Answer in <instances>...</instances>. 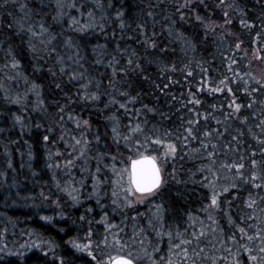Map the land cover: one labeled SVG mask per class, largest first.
I'll return each instance as SVG.
<instances>
[{
  "label": "trees",
  "instance_id": "1",
  "mask_svg": "<svg viewBox=\"0 0 264 264\" xmlns=\"http://www.w3.org/2000/svg\"><path fill=\"white\" fill-rule=\"evenodd\" d=\"M184 2L0 0V240L6 236L11 248L14 238L32 232L42 244L24 256L0 251V264H109L102 259L113 244L137 264H252L249 255L258 253L238 250L225 240L236 231L229 217L243 226L249 215L255 216L247 221L254 225L248 231L264 229V190L234 177L221 164L243 156L245 179L248 172L264 168V145L258 142L264 139V83L256 75V69L264 70V0H226L231 8L219 0H188V8L177 12L176 6ZM225 11L231 23H225ZM242 18L255 27L245 28ZM213 22L215 31H208L205 25ZM21 24L37 37L20 31ZM41 24L51 42L34 55L29 40L38 50L42 47ZM50 48L56 52L49 55ZM73 75L78 78L70 79ZM221 80L228 81L232 92L210 90L223 88ZM33 85L39 86V95ZM88 92L99 99L85 102ZM191 99L200 104L194 106ZM233 99L242 108L229 117ZM191 119L200 121L199 138L177 140ZM137 125L141 131L133 130ZM205 132L211 133L209 139ZM72 137L87 142V150L82 143L73 152ZM209 140L216 145L214 166L202 146L209 145L211 151ZM169 143L179 145L175 158L165 155ZM68 151L80 166H91L107 182L123 162L153 156L164 174L163 185L133 209L108 203L104 208L94 201L76 207L65 184L77 179L78 170L57 168ZM80 151H85L83 157ZM209 167L218 169L215 175ZM205 176L220 188L238 185L220 197L223 212L213 213L217 223L204 211L211 196ZM250 194L257 200L255 209L247 207ZM201 230L205 235L194 239L192 233ZM185 239L192 243L177 248ZM80 240L87 243L84 252L75 248ZM182 248L188 249V259Z\"/></svg>",
  "mask_w": 264,
  "mask_h": 264
},
{
  "label": "snow or ice",
  "instance_id": "2",
  "mask_svg": "<svg viewBox=\"0 0 264 264\" xmlns=\"http://www.w3.org/2000/svg\"><path fill=\"white\" fill-rule=\"evenodd\" d=\"M219 3L222 5H226L227 8H231L232 5L231 4H227L226 0H219ZM188 0H185V2L183 4H178L176 6V11L179 12L182 8H188ZM23 7V5L21 6ZM224 16L226 18L225 23H231V16L229 14L228 11L224 12ZM183 18V16L181 17ZM198 21H200L201 24H204V21L198 16L196 18ZM241 24L248 29H251L253 27H255L254 24L248 23L246 20H244L243 18L241 19ZM261 24L264 25V20L261 21ZM123 27V25H122ZM205 27L207 28L208 31H215V28L217 27V25H215V23L213 22L210 25H205ZM40 33H39V37L40 39V44H41V48L38 50L36 47V44L32 43V40H29V44L31 45V50L33 51L34 55L38 54V51H43L44 48H47L48 45L50 44V40L45 39V33L47 31V29L45 28V26L43 24L40 25ZM20 31H29L31 32V35L33 37H37V32L35 30H33L32 28H28L25 29L24 25L21 24L20 25ZM51 39H55V37H52ZM149 40H151V38H146L143 42H142V46L143 44H148ZM151 46L153 48L157 47L155 41H152ZM235 47L237 49L240 48V44L237 43L235 45ZM162 48V46H161ZM163 51H166V49H162ZM53 52H56L55 48H50L49 49V55H51ZM58 54V53H57ZM133 55H135V53H133ZM63 57H60V62H63ZM71 59V58H70ZM134 63V61L131 59V57L128 59V64L132 65ZM137 67H139V65H136ZM13 67H16V62H13ZM175 67L172 68V71H175ZM65 69L61 68V72H64ZM188 75L191 76L192 73L188 72ZM78 77H76L75 75L71 76L70 79H77ZM148 77L146 76L145 79H147ZM221 85H224L223 88L221 87H215V88H211V91H224L225 88L227 89V91L232 92L231 88H228V81L226 80H221L220 81ZM57 88H61V84L60 83H56L55 85ZM161 87H167V85H162ZM33 90L37 92V95H39V86L38 85H33ZM122 95H126V93H122ZM71 97H68V100H71ZM98 100L99 96L92 94L90 92L86 93L83 96V100L85 102H87L88 100ZM131 102V101H130ZM189 103L193 104L194 106L197 104H200V100L199 99H191L188 101ZM112 103L115 104L117 103V101L115 99L112 100ZM234 106V107H233ZM59 107V105H58ZM120 108L125 109V111H127V105L121 103L119 105ZM230 108H232V111L228 113L229 117L240 113L242 105L239 103L235 102V99L232 100V103L229 105ZM247 107H252L251 104H248ZM71 111V109H69V112ZM65 112V108L64 107H60V113L63 114ZM197 116H199V111L197 110ZM59 119L62 121L64 119L63 115L59 116ZM68 119L71 120L72 116L69 115ZM205 119H207V117H205ZM244 122H247V118L245 117ZM84 125L88 124V121L85 120L83 121ZM200 123L199 120L197 119H191L188 120L187 122V126L184 128V132L180 133L177 135V140H184V141H191L193 139H198L200 136V132L202 131L201 128L197 127L196 125H198ZM219 123V121H218ZM261 125L264 126V121L261 122ZM76 126L79 128L81 125L79 123V121H77ZM134 131H141V129L139 128V125H137L134 129ZM113 133H117L118 129L117 127H113L112 129ZM205 139H209L211 136V133L205 132ZM217 136L221 135V133H219V131H217L216 133ZM49 136L47 134H45L43 136V140L45 142L49 141ZM73 140H75V143L72 144L71 142L69 143V147L72 148L73 152L77 151V146L81 145L82 143L84 144V148L85 151L87 150V142L82 141L81 139H76L75 137H72ZM113 140L115 143H119L118 140H116V137H113ZM233 140L237 141V144L239 143V139L237 136H233ZM147 141L149 143H154L156 145H161L163 143V140L161 138H156V139H151V138H147ZM261 145H264V139H260L258 141ZM209 144H210V140H209ZM202 146L205 148V151H207L208 155H207V159L210 161V163L214 166L216 164V145H212L210 144L211 147V151L208 150L209 145H204L202 142ZM178 147L179 145L176 143H169L166 146V151H165V155L166 156H171L173 158L176 157L177 152H178ZM186 147V145H185ZM85 151H80L79 155L81 157L84 156ZM252 156L255 157L256 153L253 152ZM262 159H264V153H262ZM244 160L243 156H238V159L235 161H228L227 163H222L221 167L224 169H227L228 171L232 172L234 177L238 178L239 180L243 181L246 184H251L252 187L256 188V189H261L264 190V168L261 169V171L258 173L256 171H251L247 173V179H245V173L242 171L245 169V163H243L242 161ZM69 164L72 163V160L69 159L68 161ZM251 164L253 166V169L256 168L257 165V160L256 159H251ZM51 166V165H50ZM100 169L97 168V172H99ZM207 171L213 173L215 175L216 171H218V169H214V167H209L207 169ZM205 181H208V183L205 185L206 187H208L211 191V196H210V203L208 204L207 208L204 209V211H206L208 213V219L212 220L213 223H217V221L214 219V212L220 211L223 212V204H224V200H222L220 197L223 196L225 193H227L230 188H234L237 187L238 185L233 182V184H231L229 187H218L215 181L209 180V178L207 176H205ZM162 176H161V170L160 168L157 166L156 163V158L152 157V156H143L141 159L139 160H135L132 163L131 166V178H130V182H129V186L125 189V191L127 193L130 194H135V193H140L142 196L143 194L146 193H153L155 190L159 189L161 187L162 184ZM121 187H123V185H120ZM69 195H72V192H69ZM113 195L117 196L118 193L116 191H113ZM207 198V197H206ZM74 200H77L76 196H73ZM261 199H264V197H261ZM116 201L114 200L113 203H115ZM99 203V201H98ZM130 203V202H129ZM229 203H231L229 201ZM257 206V200L252 198L251 194L249 196V200L247 202V207L249 209H255V207ZM91 211V210H89ZM47 219V218H44ZM81 219H84L83 217H81ZM256 217L249 215L244 221H242L243 226H240L238 224H235L231 217H229V224H231L233 226V228L236 229V231H233L231 236L228 237L225 240V244L227 243V240L230 239L232 241V243L236 246H238V250L239 248H243L244 251L252 253V252H256L258 253L257 255H249V259L252 261V264H264V229H257L254 232H249L248 229L251 227H254V225H249L247 223L248 220H253L255 221ZM193 238L198 240L200 237H203L205 235V232L203 230H201L199 233H192ZM171 239V237H170ZM192 241L190 240H181L180 244H177L176 247L177 248H181L182 244H191ZM251 245V246H250ZM105 246H107V239L105 238ZM76 247L78 248H84V247H88L87 245L81 246V245H76ZM185 255V259H188V249L187 248H182L181 249ZM227 251L231 252V249H226ZM45 255H47V253H45ZM89 255H92L91 252H89ZM93 259H96L95 256H93ZM60 264H63V261L60 262ZM110 264H133V261L131 259H127V258H123V257H119L117 258L114 262L110 261Z\"/></svg>",
  "mask_w": 264,
  "mask_h": 264
},
{
  "label": "rangeland",
  "instance_id": "3",
  "mask_svg": "<svg viewBox=\"0 0 264 264\" xmlns=\"http://www.w3.org/2000/svg\"><path fill=\"white\" fill-rule=\"evenodd\" d=\"M256 72L258 79L264 83V70L258 68V70L256 69ZM68 154L70 158H68ZM66 156L68 161L69 159L72 160V163H65V161L67 160H62L64 164H60V160H58L57 168L59 170H63L65 169V167H69V171H71L72 168L73 171L78 170V172H75V176L77 177V179L65 184L68 189L67 191L72 192V195H68L72 197V203L76 207L83 205L84 203H87L89 201H94L95 203H98L99 201L100 204L104 205V208L106 207V203H108L114 204L113 206L117 207L118 209H123L126 207L133 209L135 206L146 204L151 198L147 195L141 196L136 193L130 194L125 191L130 182V163L123 162V168L119 166L120 168L117 169L116 176L112 178V182H107V180H103L102 178H100L99 173L95 174L91 166H80L78 163V158L74 159L71 152L68 151ZM70 177L72 176L70 175ZM121 184L123 185V187L120 186ZM113 191H116L118 195L114 196ZM73 196H76L77 200H74ZM114 200L116 201L115 203H113ZM57 204L58 202L55 201L54 205L56 207H58ZM108 230L109 229H107L106 231ZM5 240H7L6 236ZM5 240L4 242L0 240V251L11 253V255L17 253V255L24 256L33 252V250H40L42 247L39 238L36 237V235L32 232H29L28 234L22 233V235H20L19 237L14 238L10 242L12 245L11 248L7 246ZM76 245L84 246L87 245V243L85 240H80L75 244V248L78 251L84 252L86 247L81 249L76 247ZM126 250L129 251L130 249L128 248ZM122 252L123 248H120L113 244L109 251L106 252L105 257L101 252H99V256L104 257L102 259L104 263H108L113 258L121 256L120 254H122Z\"/></svg>",
  "mask_w": 264,
  "mask_h": 264
},
{
  "label": "water",
  "instance_id": "4",
  "mask_svg": "<svg viewBox=\"0 0 264 264\" xmlns=\"http://www.w3.org/2000/svg\"><path fill=\"white\" fill-rule=\"evenodd\" d=\"M143 157V156H142ZM142 157H139V158H135V159H132L131 160V162H130V166H129V169H130V178H131V166H132V163H133V161H135V160H139V159H141ZM153 157V156H152ZM156 163H157V166L160 168V170H161V176H162V181L164 182V175H163V172H162V169H161V167H160V165H159V163H158V161L156 160ZM163 182H162V184H161V187H162V185H163ZM160 187V188H161ZM159 188V189H160ZM159 189H157V190H155L154 192H156V191H158ZM153 192V193H154ZM153 193H146V194H143V196L144 195H150V194H153ZM136 194H138V195H141L140 193H136ZM142 196V195H141ZM119 257H123V258H127V259H131V258H129V257H127V256H118V257H115V258H113L112 260H111V262H114L117 258H119ZM132 261H133V264H137L133 259H131ZM109 264H110V262H109Z\"/></svg>",
  "mask_w": 264,
  "mask_h": 264
}]
</instances>
